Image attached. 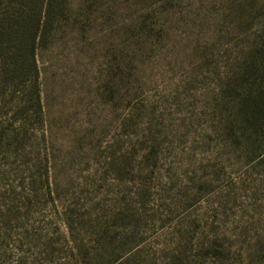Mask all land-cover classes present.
I'll use <instances>...</instances> for the list:
<instances>
[{
    "label": "rangeland",
    "instance_id": "obj_1",
    "mask_svg": "<svg viewBox=\"0 0 264 264\" xmlns=\"http://www.w3.org/2000/svg\"><path fill=\"white\" fill-rule=\"evenodd\" d=\"M53 4L41 117L33 100L15 118L33 70L0 80V264H74L78 248L91 264L114 248L109 264H264V118L242 115L264 94V0ZM13 40L0 59L31 63Z\"/></svg>",
    "mask_w": 264,
    "mask_h": 264
},
{
    "label": "trees",
    "instance_id": "obj_2",
    "mask_svg": "<svg viewBox=\"0 0 264 264\" xmlns=\"http://www.w3.org/2000/svg\"><path fill=\"white\" fill-rule=\"evenodd\" d=\"M53 0H45V2L42 4V6L38 10H31L28 15L26 16L23 12H19L14 16V14L10 15V12L8 11H2L0 13V35H6L9 36L15 40V45L13 46V53H18L22 51L23 48H26L29 52L30 55V60L31 63L28 62V60L22 59L18 56H15V58L12 59L11 61L7 60H1L0 59V80L3 84H7L10 82H14L15 80V75H18L20 73H23L25 69L28 67L30 70H33L32 75L30 76V79H25L23 82L21 81L20 83L23 85L25 83H31L35 89H36V95L34 98L25 96L23 93V100L25 101V107L20 108L16 114L15 118H18L19 120L22 121V116L30 110V103L33 102L37 106L36 111L39 117H41L42 114V106L40 103V96H39V87H38V69H37V61H36V51L37 47L40 46V44L44 43L48 34V31L53 28V17L56 12L53 10ZM28 38V39H27ZM21 39V40H19ZM264 66V65H263ZM34 73V74H33ZM34 75V79L32 80V77ZM21 85V86H22ZM264 92V90L262 91ZM32 93V92H31ZM248 100L247 102L250 103V110H245V102L243 101V120L247 122L252 128L255 124H257L261 119L264 118V104L261 105L260 108L256 110L255 107H258V103L263 100L264 94L259 98V100H254L253 98L255 96L247 95ZM28 101V102H27ZM261 103V102H260ZM254 112L256 114H254ZM4 136V133H3ZM2 139V134H0V140ZM47 160V157H46ZM47 169V168H46ZM48 172H46L47 174ZM41 174H38L37 171H32L28 175V187L31 188V191L33 193V189L35 188L36 181L40 179ZM46 181L49 185V176L47 174L46 176ZM24 184V180L21 182V185ZM37 193L38 189L35 188ZM48 194L51 197L53 203L56 201L54 197H52V189L48 187ZM11 210H9L10 212ZM74 208H70V210L65 211L63 214L66 215L64 216L63 223L66 224L68 228H74L77 223H81V217L80 216V222L77 221L78 218L74 217ZM105 224V225H104ZM104 224L100 225L99 220L96 221V226L98 228H103L102 232L104 233L105 228H110L109 222H105ZM107 232V231H105ZM126 248V247H124ZM111 251H108V253H111V255H108L105 260L103 253H100L99 258H97V263L96 264H109L112 259H115L117 257H120L122 255V250H115L110 249ZM78 259H75L74 264H91V261L87 260V257L85 258L84 249L78 248ZM113 253L116 255L115 258H113ZM74 255V254H72ZM110 257V259H109Z\"/></svg>",
    "mask_w": 264,
    "mask_h": 264
}]
</instances>
